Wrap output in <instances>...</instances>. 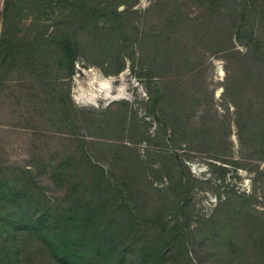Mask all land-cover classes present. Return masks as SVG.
Segmentation results:
<instances>
[{"label": "rangeland", "instance_id": "rangeland-1", "mask_svg": "<svg viewBox=\"0 0 264 264\" xmlns=\"http://www.w3.org/2000/svg\"><path fill=\"white\" fill-rule=\"evenodd\" d=\"M8 1L0 175L59 199L52 166L88 155L171 226L179 198L200 264H264V0Z\"/></svg>", "mask_w": 264, "mask_h": 264}, {"label": "trees", "instance_id": "trees-1", "mask_svg": "<svg viewBox=\"0 0 264 264\" xmlns=\"http://www.w3.org/2000/svg\"><path fill=\"white\" fill-rule=\"evenodd\" d=\"M5 43L2 38L0 46ZM63 48L71 72L75 53L67 44ZM69 166L73 172L61 171ZM50 179L64 185L59 199L29 168L0 175V264H200L189 255L179 198L171 201V226L163 207L152 208L128 179L106 172L88 155L60 160Z\"/></svg>", "mask_w": 264, "mask_h": 264}, {"label": "bare ground", "instance_id": "bare-ground-1", "mask_svg": "<svg viewBox=\"0 0 264 264\" xmlns=\"http://www.w3.org/2000/svg\"><path fill=\"white\" fill-rule=\"evenodd\" d=\"M93 93L95 96H102V97H109L110 94L108 88H106L105 86L94 88Z\"/></svg>", "mask_w": 264, "mask_h": 264}]
</instances>
